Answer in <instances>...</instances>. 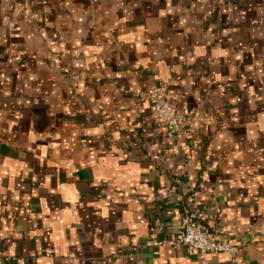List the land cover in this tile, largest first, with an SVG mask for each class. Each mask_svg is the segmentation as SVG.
<instances>
[{
  "label": "crops",
  "instance_id": "0c3cea01",
  "mask_svg": "<svg viewBox=\"0 0 264 264\" xmlns=\"http://www.w3.org/2000/svg\"><path fill=\"white\" fill-rule=\"evenodd\" d=\"M189 213L264 264V0H0V264H232Z\"/></svg>",
  "mask_w": 264,
  "mask_h": 264
},
{
  "label": "built area",
  "instance_id": "2783aa9c",
  "mask_svg": "<svg viewBox=\"0 0 264 264\" xmlns=\"http://www.w3.org/2000/svg\"><path fill=\"white\" fill-rule=\"evenodd\" d=\"M138 96L148 103L151 116L163 124L168 134L175 135L181 132L183 120L174 113L166 98L163 86L154 84L150 89L138 94ZM163 228V223L158 222L151 228V232H162ZM151 245L153 247L182 246L184 260L196 255L224 254L230 258L232 264H239V246L219 241L209 236L206 228L200 225L196 215L193 213L186 214L181 219L173 240L152 239Z\"/></svg>",
  "mask_w": 264,
  "mask_h": 264
}]
</instances>
